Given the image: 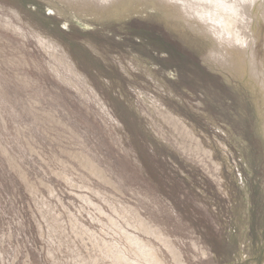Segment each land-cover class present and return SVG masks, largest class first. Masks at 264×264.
Instances as JSON below:
<instances>
[{
	"label": "rangeland",
	"instance_id": "1",
	"mask_svg": "<svg viewBox=\"0 0 264 264\" xmlns=\"http://www.w3.org/2000/svg\"><path fill=\"white\" fill-rule=\"evenodd\" d=\"M185 1L0 0V264H264V0Z\"/></svg>",
	"mask_w": 264,
	"mask_h": 264
},
{
	"label": "bare ground",
	"instance_id": "2",
	"mask_svg": "<svg viewBox=\"0 0 264 264\" xmlns=\"http://www.w3.org/2000/svg\"><path fill=\"white\" fill-rule=\"evenodd\" d=\"M170 1V0H169ZM188 1V0H187ZM187 1H185V4L187 3ZM199 1V0H198ZM205 1H208V0H205ZM205 1L203 0V2L205 3ZM220 1H222V0H220ZM225 2H230L228 5H230L231 4V0L230 1H227V0H224ZM223 1V2H224ZM173 2V1H172ZM175 2V1H174ZM184 2V1H183ZM191 2V1H190ZM211 2V1H210ZM192 3V2H191ZM194 3V2H193ZM195 3H196V1H195ZM175 4H176V2H175ZM183 4V3H182ZM188 4V3H187ZM196 4H198V3H196ZM201 3H199L198 5H200ZM213 4V3H212ZM223 4H225V3H223ZM226 6H228L227 4H225ZM233 5H234V2H233ZM238 5V4H237ZM237 5H236V7H237ZM214 6H216V5H214ZM257 6H258V4H257ZM219 7V6H218ZM230 6H228V8H229ZM196 8V7H195ZM224 8V7H223ZM227 8V9H228ZM190 9V8H189ZM230 9H234V8H229V10ZM184 10V9H183ZM223 10V9H222ZM186 12H188V10H185ZM234 12V11H233ZM211 13V12H210ZM227 15V14H226ZM254 15V14H253ZM223 16V15H222ZM184 17V16H183ZM191 17H193V16H191ZM232 17V16H231ZM193 18H195V17H193ZM228 18V17H227ZM235 18H236V16H235ZM183 19V18H182ZM225 19V18H224ZM231 19V18H230ZM237 19V18H236ZM183 20H185V19H183ZM232 20V19H231ZM233 21V20H232ZM253 21V20H252ZM236 22V21H235ZM205 23V22H204ZM189 24V23H188ZM190 25V24H189ZM234 25V24H233ZM227 26V25H226ZM233 28V27H232ZM204 29V28H203ZM244 29V28H243ZM203 31H205V30H203ZM244 31V30H243ZM211 33V32H210ZM233 33V32H232ZM252 33V32H251ZM214 35V34H213ZM246 35H247V33H246ZM211 36V35H210ZM215 36V35H214ZM244 36H245V34H244ZM252 38V37H251ZM245 39H246V37H245ZM219 40V39H218ZM233 41V40H232ZM231 41V42H232ZM244 41H246V40H244ZM218 43V42H217ZM233 43V42H232ZM231 43V44H232ZM246 44V43H245ZM244 44V45H245ZM248 44H250V43H248ZM247 44V45H248ZM233 46V45H232ZM246 46V45H245ZM245 50H246V48H245ZM239 51V50H238ZM247 51V50H246ZM225 58V57H224ZM233 59V58H232ZM231 59V60H232ZM248 59V58H247ZM239 70V69H238ZM92 165V164H91ZM93 168H94V165L92 166ZM92 205V204H91ZM96 207V206H95ZM144 223H145V221H144ZM154 230V229H153ZM159 233H160V231H159ZM161 237V236H160ZM158 239V238H157ZM164 239V238H163ZM169 239V238H168ZM167 239V240H168ZM170 240V239H169ZM136 244V247L137 246H139L140 247V249L144 252V251H146L147 253H148V258H146V261H148L150 264H161L160 263V259L158 258V254L155 252V250L154 249H152L150 246L148 247L146 244H142V241H138L137 239H135V240H133ZM161 241H162V239H161ZM164 242V241H163ZM145 243V242H144ZM115 246V245H114ZM134 247V246H133ZM135 247V248H136ZM137 249V248H136ZM167 249H169V250H173L174 248L172 247V246H170L169 248H167ZM139 250V249H138ZM114 254V253H113ZM145 255V254H144ZM173 255V254H172ZM176 256V255H175ZM174 257V256H173ZM176 258V257H175ZM180 258V257H179ZM179 258H176V260H179ZM143 260V259H142ZM147 262V263H148ZM162 262V261H161ZM179 262V261H178Z\"/></svg>",
	"mask_w": 264,
	"mask_h": 264
}]
</instances>
